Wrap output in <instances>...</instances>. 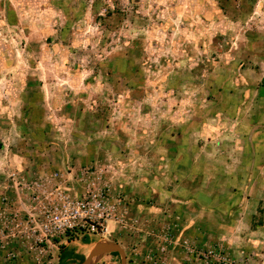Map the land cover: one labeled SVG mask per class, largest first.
<instances>
[{"label":"rangeland","instance_id":"obj_1","mask_svg":"<svg viewBox=\"0 0 264 264\" xmlns=\"http://www.w3.org/2000/svg\"><path fill=\"white\" fill-rule=\"evenodd\" d=\"M0 213V264H264V0H0Z\"/></svg>","mask_w":264,"mask_h":264},{"label":"water","instance_id":"obj_2","mask_svg":"<svg viewBox=\"0 0 264 264\" xmlns=\"http://www.w3.org/2000/svg\"><path fill=\"white\" fill-rule=\"evenodd\" d=\"M112 254H118L120 256L121 264H128L125 249L120 244L115 242L96 245L80 264H93L95 259Z\"/></svg>","mask_w":264,"mask_h":264},{"label":"trees","instance_id":"obj_3","mask_svg":"<svg viewBox=\"0 0 264 264\" xmlns=\"http://www.w3.org/2000/svg\"><path fill=\"white\" fill-rule=\"evenodd\" d=\"M84 259H85L84 256L76 254L75 251L66 249L61 256L60 264H72L79 261L82 262Z\"/></svg>","mask_w":264,"mask_h":264},{"label":"built area","instance_id":"obj_4","mask_svg":"<svg viewBox=\"0 0 264 264\" xmlns=\"http://www.w3.org/2000/svg\"><path fill=\"white\" fill-rule=\"evenodd\" d=\"M48 219H49V222L52 224L54 230L61 229V228H64L66 226V224L64 225V223L62 222L57 211L54 212L53 214H51L48 217Z\"/></svg>","mask_w":264,"mask_h":264},{"label":"crops","instance_id":"obj_5","mask_svg":"<svg viewBox=\"0 0 264 264\" xmlns=\"http://www.w3.org/2000/svg\"><path fill=\"white\" fill-rule=\"evenodd\" d=\"M66 249L70 250L69 248H67V246L63 247L62 249H60L61 250L60 252L58 251V254L56 255V257L54 259H51L48 262L46 260V263L47 264H60L61 263V256Z\"/></svg>","mask_w":264,"mask_h":264}]
</instances>
